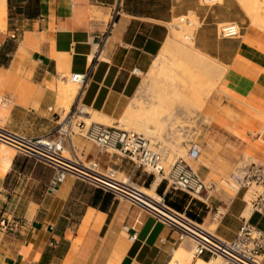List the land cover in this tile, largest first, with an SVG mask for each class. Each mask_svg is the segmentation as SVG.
I'll list each match as a JSON object with an SVG mask.
<instances>
[{
  "label": "crops",
  "instance_id": "obj_1",
  "mask_svg": "<svg viewBox=\"0 0 264 264\" xmlns=\"http://www.w3.org/2000/svg\"><path fill=\"white\" fill-rule=\"evenodd\" d=\"M116 4L0 0V125L30 136L49 133L65 101L70 107L75 99L115 122L159 54L172 18L191 10L198 18L194 47L225 67L203 97L201 150L193 161L200 176L217 185L205 201L166 180L155 192L221 238H233L244 219L264 230V216L247 209L243 189L227 181L239 161L264 164V26L252 21L240 0H122L111 19ZM225 21H235L239 34L220 36ZM72 72L87 78L67 99L59 91ZM194 130L186 125L181 134L188 140ZM77 136L72 150L79 156L100 167H122L145 184L138 185L151 187L152 173ZM52 173L0 142V216L16 223L0 227V264H170L174 249L193 251L189 238H179L176 228L141 204L71 175L52 188ZM216 205L224 212L220 220L211 217Z\"/></svg>",
  "mask_w": 264,
  "mask_h": 264
},
{
  "label": "built area",
  "instance_id": "obj_2",
  "mask_svg": "<svg viewBox=\"0 0 264 264\" xmlns=\"http://www.w3.org/2000/svg\"><path fill=\"white\" fill-rule=\"evenodd\" d=\"M220 0H202L206 4H215ZM122 0H117L112 18L120 11ZM112 22V21H111ZM240 28L235 21H225L218 26L220 36H236ZM16 37V32L10 34ZM139 73L137 67H133ZM87 78L86 72H72L69 80L82 86ZM84 103L75 99L73 104L60 115L52 131L38 136H30L0 125V142L10 145L17 153L25 155L50 166L53 170L50 186L54 188L66 179L74 176L84 182L110 191L113 195L127 198L141 204L159 218L168 222L178 230L179 238L189 236L193 242V253L203 252L221 254L226 263L231 264H264V230L244 219L236 234L231 239H224L211 230H205L198 222L169 206L159 194L158 204L167 210L173 218L160 211L139 202L133 197L121 193L116 187L119 182L114 179L115 168H101L94 158L83 160L72 150L73 138L76 135L91 140L99 149L114 150L130 159L143 170L153 174L158 181L166 180L174 189L187 192L191 197L205 201L210 192L216 189L213 179L204 180L193 166V161L200 154V143L188 139L186 156H178L167 162L166 147L151 143L144 134L133 129L98 121L86 122ZM71 147V148H70ZM69 148V156L64 151ZM129 179V178H128ZM227 181L232 186L243 189L246 208L264 216V164L256 161H246L236 166ZM224 212L220 205L213 207L211 217L220 220ZM16 225L6 216H0V227L13 229ZM134 235V234H133Z\"/></svg>",
  "mask_w": 264,
  "mask_h": 264
},
{
  "label": "bare ground",
  "instance_id": "obj_3",
  "mask_svg": "<svg viewBox=\"0 0 264 264\" xmlns=\"http://www.w3.org/2000/svg\"><path fill=\"white\" fill-rule=\"evenodd\" d=\"M246 1H248V0H246ZM257 1H259V0H257ZM257 1H256V3L255 2L254 3L257 4ZM248 2H250V3H245L247 5L248 14H249V11L253 12V14H256L259 11L261 12V10L263 11L264 8L263 9L261 8V10L258 11L259 7L257 9L253 4L250 5L252 0L248 1ZM261 3L262 2H260V4ZM261 5H263V4H261ZM258 6H259V3H258ZM262 7H264V5ZM189 17H191V19ZM196 19H197V17L194 14V12L189 10L185 14L177 16L173 20V23H171L172 25L175 26V28H171V32L169 35H167L164 43L162 44V47H161L159 54L157 55L156 59L153 61L151 67L148 70V74H146L145 77L141 80L142 82L139 85V88L137 89L136 94L131 98V100L128 103L123 114L118 117V121L120 123H122L125 128L127 127V125H130L131 127H134L137 129L146 128V130H149L151 132L154 131V129H152L148 126V125H150V122H148V115H151L153 113L152 111H150L151 108L149 105L150 102H152L153 98L152 99L150 98V96L152 94L148 98V95H149L148 90H150V86H152V82L155 81L156 79H157V81H158V79L159 80L161 79L162 81H167L168 79L169 80L175 79L174 77H171L169 75V71L171 70L172 66H170V65L168 66L167 63L164 62V59H166V57H168L169 53H170V55H172L171 56V59H173L172 62L178 63L177 66L180 68L181 73L188 76L187 80L182 78V77H179V78L184 83L189 81V84L191 87V93H192L191 97L196 102H199L201 100L200 96H202V95L199 94V92H201L202 88H201V84L196 81V78L198 75L196 73L192 72L190 65H200L201 66V67L199 66L200 69H202V68L207 69V71H205V73H215L217 77H219L222 74V70H223L224 66L219 67L217 62H216V64H214V62H212L210 60V58L208 59L206 57V55H204L198 49H196L193 46L192 36H191L190 31L188 29L189 27L185 26V29L186 30L188 29V31L186 32V30H184V28H183V24L179 25L177 23L179 21L180 22L185 21L187 25L191 26L192 23L194 24V22L192 20L195 21ZM259 21H254V23L258 25V23H260ZM177 28H179V30ZM182 28L184 30L183 33H181V31H180ZM176 38L182 39L183 42L185 41V44L188 46H185L184 44H182L183 43L182 41L179 42L181 44L177 43ZM210 62H211V64H210ZM173 67H174V65H173ZM175 67H176V65H175ZM179 68H177V69H179ZM156 75H158L157 78H156ZM71 83H73V82L69 80L66 82V84H64V85L62 84V91H59V92H63L62 94H65L68 97L67 99H69L75 93L74 86ZM73 84L76 85L75 86V88H76L77 84L76 83H73ZM168 85H169L168 86V93L160 94V96H158V102L154 103L155 105L157 104V105L164 107L163 103H168L166 101H169V100L172 101V99L178 98L179 94L181 93L182 87L177 86L176 84H174V82H171ZM154 86H155V84H154ZM140 97H143V98L141 99ZM156 98H157V96H156ZM69 102H70V100H69ZM65 103H67V105H68V101H65ZM84 108H85L84 109L85 114L82 116L86 122L98 121V122H104V123L112 124L111 118H109L107 115L100 113V112H97V111H94V110H90V108H88L86 105H84ZM179 110L180 109H178V111ZM178 111H177V113H179ZM170 116H172V118H174L173 112L172 113L171 112L163 113L164 119H167ZM1 143L4 145L10 146V145L5 144L3 142H1ZM64 153L66 156L70 155L67 152V150H65ZM118 172H119L118 170L115 171L113 178L119 181L116 184V187L120 190L121 193H125L126 195L135 198L139 202H143L144 204H147L148 206L160 211L164 215L169 216V217L174 219V217L167 210H164L160 206V204L157 203V201L159 199V195H157L155 192V186L159 180L158 176H156L154 178V181L152 182V185L150 188H144L143 190H141V188L137 187L134 182L129 181L128 177H119ZM153 191L155 192L154 195L150 193ZM174 220L182 223L180 220H177V219H174ZM185 238H189L192 241V239L189 236H186ZM177 249H178V251H176L175 249L173 250V253L175 254V256H174L175 260H173L171 262V264H226V262H227L226 258H224L221 254H217V253L213 254L208 260H204L200 257H197L194 260V262H191L192 258L195 255L193 252L188 253L189 259L185 260V258L183 256L184 253H182V250H181L182 248L181 249L177 248ZM197 256H200V255H197Z\"/></svg>",
  "mask_w": 264,
  "mask_h": 264
},
{
  "label": "rangeland",
  "instance_id": "obj_4",
  "mask_svg": "<svg viewBox=\"0 0 264 264\" xmlns=\"http://www.w3.org/2000/svg\"><path fill=\"white\" fill-rule=\"evenodd\" d=\"M245 1L246 0H240L242 5H246L245 3H250L248 1H251V0H248L246 2ZM256 1L257 0H254V1L252 0L253 3L251 2L250 5L253 4L257 9L259 7L258 11L261 10V8L263 9L264 7H262V6L264 5V2H263L264 0L263 1L259 0V1H257V4H255ZM260 2H262L261 4H263V5H261ZM258 3H259V6H258ZM247 13H248V11H247ZM249 15L251 16L253 22L260 20L259 21L260 23H258V25L260 24L261 26H264V9H263V11L261 10V12L259 11L256 14H253V12L249 11ZM175 18L176 17H174L172 19L174 20ZM189 18L191 19V17H189ZM173 20L171 21V23H173ZM192 21L194 22V24L192 23L191 26L187 25L185 21L184 22L183 21H181V22L180 21L179 22L176 21V22L179 25L183 24L184 30H186L185 26L186 27L188 26L190 34H191V36H193V31L195 30L196 26L198 25V18L195 21L194 20H192ZM171 23L168 24L169 34L171 32V28H175V26L172 25ZM183 28L180 30L181 33H183V31H184ZM177 29L179 30V28H177ZM188 29L186 30V32L188 31ZM178 39L179 38H176V42L177 43H179L181 41L183 42L182 39H179V40ZM192 42H193V40H192ZM179 44H181V43H179ZM182 44H184L185 46H188V45L185 44V41ZM171 56L172 55H170V53H169L168 57H166V59H164V62L167 63L168 66L169 65L172 66L171 70L169 71V75L171 77H174L175 79L174 80L173 79L172 80L168 79L167 81H162L161 79L160 80L158 79V81H157V79H156L155 81L152 82V86H150V91L148 90V94H149L148 98H149V96L151 94H152L151 95L152 97L150 96V98L151 99L153 98L152 102H150V104H149L150 108H151L150 111H152L153 113L151 115H148V122H150V125H148V126L150 128H152V129H154V131L151 132L149 130H146V128L137 129V128L131 127L130 125H127V127H126V128H129V129H133V130H136L138 132H141L142 134H144V136H146L148 139H150L151 143H156V144H159V146L166 147V149H167V159H166L167 162L172 161L174 158H176L178 156H183V157L186 156V152H187V148H188V141L181 134V131L184 130L186 125H189V126L194 125L195 130H194L193 135L190 136V137L193 140H196V141H198L201 144V130H202V128H201V124L200 123L203 122V119L200 120L201 119L200 118V114H201L202 100H203V97L216 85L217 81L222 76V74L219 77H217L215 73H205V71H207V69L206 68L200 69V67H201L200 65H190L191 66L190 68L192 69V72H194V73H196L198 75L197 78H196V81L201 84V88H202L201 92H199V94L202 95V96H200L201 100L199 102H196L191 97L192 93H191V87H190L189 81H187L186 82L187 84H186L183 81H181L180 78H179V77H182V78L187 80L188 76L183 74V73H181L180 68L177 66L178 63L172 62L173 59H171ZM207 58L209 59V57H207ZM210 60L212 62H214V64H216V61H214L211 58H210ZM210 64H211V62H210ZM217 64L219 65V67L223 66V65H221L218 62H217ZM173 65H174V67H173ZM175 65H176V67H175ZM197 66L198 67L200 66V67L198 68ZM177 68H179V69H177ZM224 68L222 70V73L224 71ZM146 74H148V72ZM144 77L145 76H143V78ZM157 77H158V75H156V78ZM171 82H174V84H176L177 86L182 87L181 93L179 94L178 98L172 99L173 102L170 101V100L166 101L168 103H163L164 107H162L160 105H157V104L155 105L154 103L158 102V96H160V94L168 93V84H170ZM71 84L74 86V90L76 91V89H77V87L75 88L76 85H74L73 83H71ZM154 84H155V86H154ZM156 96H157V98H156ZM140 98L142 99L143 97H140ZM64 106H66V109H67V107H68L67 103H64ZM177 108H179L181 112H179L178 115H174V113L176 112L175 110ZM166 112H171V113L173 112L174 118H172V116H170L166 120L161 121V118L163 117V113H166ZM189 119H190V121H189ZM198 119L200 120V122H197ZM111 123L112 124H118L119 126L124 127V125L118 121V118H117V120L115 122L113 121V119H111ZM166 123H167V125H166ZM168 126L170 127V132L167 131V127ZM76 138H78L77 135L74 136V139H76ZM67 149H68L67 152L69 153L70 150H69V148H67ZM80 158L83 159V160H87L88 159V158H86L84 156H80ZM245 160H248V158L245 157L244 161ZM241 163H243V162L239 161L233 167L234 168L233 171L235 170L236 166L240 165ZM42 164H44V163H42ZM44 165H46V164H44ZM108 166L113 167L116 170L119 169V170L123 171L124 173L118 170L119 171L118 172V176L119 177H128L129 181L134 182L135 184L137 183L136 186L140 187L141 190H143L144 188H149V187L140 186V185H145V184H142L140 182V180H137L134 176L130 175L127 170L126 171L123 170L122 167L118 168L117 166H114V165H108ZM101 168H104V167H101ZM139 169H141V167H139ZM138 184H140V185H138ZM148 185H150V184H148ZM150 193L153 194V195L155 194L154 191L150 192ZM121 198H123V197H121ZM203 226L206 227L205 225L202 224V227ZM178 248L181 249V247H178ZM175 250L178 251L177 248ZM181 250H182V253H184L183 256H184L185 260H188L189 259L188 258V256H189L188 253L193 252V251H185L183 249H181ZM174 256H175V254L173 253V256H172V259L170 261V264H171V262L173 260H175ZM197 257H199V256L195 255L194 259L192 258L193 261H191V262H194V260Z\"/></svg>",
  "mask_w": 264,
  "mask_h": 264
}]
</instances>
